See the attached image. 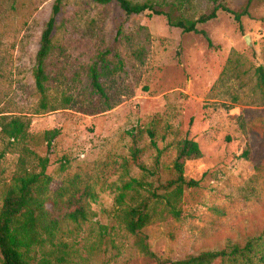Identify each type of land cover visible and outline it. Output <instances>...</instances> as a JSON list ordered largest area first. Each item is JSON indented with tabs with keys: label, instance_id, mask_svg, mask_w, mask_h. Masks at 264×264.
<instances>
[{
	"label": "rangeland",
	"instance_id": "374dc122",
	"mask_svg": "<svg viewBox=\"0 0 264 264\" xmlns=\"http://www.w3.org/2000/svg\"><path fill=\"white\" fill-rule=\"evenodd\" d=\"M166 1L175 5V17L191 20L212 7L211 0ZM221 1L234 11L249 2ZM55 3L0 0V117L30 122L19 141L0 129V207L13 178L39 172L44 158L52 194L89 190L92 198V219L65 226L56 246L38 250L37 259L158 264L140 253L117 215V197L133 180L141 184L125 191L124 205L151 199L154 218L145 232L160 258L181 260L258 236L264 230V85L258 73L264 69V0H251L242 29L223 11L198 25L210 41L170 26L164 15H127L116 2L62 0L46 61L43 110L36 57ZM95 64L107 100L91 87ZM52 130L59 135L48 148L44 133ZM132 130L143 134L140 161L148 172L132 163ZM185 138L200 145L203 157L186 163L187 180L198 185L185 189L175 218L152 194L174 178L173 148Z\"/></svg>",
	"mask_w": 264,
	"mask_h": 264
},
{
	"label": "trees",
	"instance_id": "16d2710c",
	"mask_svg": "<svg viewBox=\"0 0 264 264\" xmlns=\"http://www.w3.org/2000/svg\"><path fill=\"white\" fill-rule=\"evenodd\" d=\"M100 5L116 2L127 15H139L149 12L151 15H164L170 26L181 29L184 33H197L203 35L208 41L205 31L198 30V25H203L217 18L218 12L223 11L231 16L242 29V18L248 15L251 3L241 11H234L227 7L221 0H211L212 7L208 13L195 20L175 17V5L152 1L134 2L132 0H92ZM62 0H56L53 14L43 32L40 49L36 57L35 80L36 88L41 95L43 110L48 109L46 102L48 74L46 61L52 51V40L55 32L56 17L61 12ZM103 61V59H101ZM91 87L101 98L107 100L108 96L100 82L98 64L93 65L89 72ZM261 83L264 85V69L259 68ZM54 111V109H53ZM30 122L21 118L0 117L1 134L9 140L19 141L26 138V131ZM155 150H160L155 141L152 130H147ZM59 131L52 130L44 133L48 148L58 137ZM132 140L130 148L132 163L143 172L148 168L140 159L145 151L139 147L143 137L140 130L129 132ZM203 157L200 145L191 139L185 138L174 145L170 167L174 178L166 183H160L158 190L161 194L153 192L156 202L164 203L168 214L175 218L180 217L179 206L182 203L185 189L196 187L198 183L187 180L185 166L189 161H197ZM48 158L40 161L41 170L25 171L15 176L8 186L2 206L0 207V264H46L37 259L36 253L44 247L56 246L57 238L63 233V228L69 224L79 225L88 222L94 216L91 210V192H69L67 194L50 191L51 177L47 174ZM161 162L159 156L155 160V171H159ZM139 184L138 180L126 182L117 197L118 218L126 231L134 238V243L140 253L145 257L155 259L158 264H264V230L256 237L249 239L243 245H232L220 251H207L198 255L188 256L181 260L160 258L151 250L149 236L145 229L153 222L154 215L150 211L151 199H145L137 205H124L125 191L134 189ZM61 233V234H60Z\"/></svg>",
	"mask_w": 264,
	"mask_h": 264
},
{
	"label": "water",
	"instance_id": "95a60500",
	"mask_svg": "<svg viewBox=\"0 0 264 264\" xmlns=\"http://www.w3.org/2000/svg\"><path fill=\"white\" fill-rule=\"evenodd\" d=\"M246 43L250 44V38L249 37H246Z\"/></svg>",
	"mask_w": 264,
	"mask_h": 264
}]
</instances>
